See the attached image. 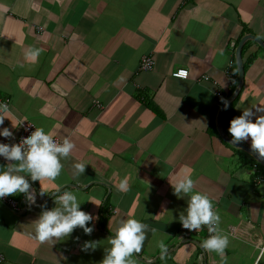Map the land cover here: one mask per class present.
I'll use <instances>...</instances> for the list:
<instances>
[{"label":"crops","instance_id":"1","mask_svg":"<svg viewBox=\"0 0 264 264\" xmlns=\"http://www.w3.org/2000/svg\"><path fill=\"white\" fill-rule=\"evenodd\" d=\"M245 36L264 42V0H0V93L10 101L4 126L15 133L0 141L16 142L19 122L29 121L74 144L59 176L34 182L44 192L36 205L23 194L8 196L15 209L0 202L5 264H100L130 217L146 225L136 264H264V182L255 186L251 171L264 167L228 142L229 121L264 106V50L253 41L242 49V88L222 114L225 139L216 126L238 85ZM30 48L42 49L35 61ZM144 57L152 70L139 71ZM178 70L188 78L172 77ZM241 144L251 150L250 138ZM19 163L0 154V164ZM185 175L221 217L212 224L215 236H229L226 260L201 247L203 227L179 221L191 194L177 196L172 184ZM61 186L96 217L95 229L42 243L33 221L57 206ZM89 240L98 246L82 251Z\"/></svg>","mask_w":264,"mask_h":264},{"label":"clouds","instance_id":"2","mask_svg":"<svg viewBox=\"0 0 264 264\" xmlns=\"http://www.w3.org/2000/svg\"><path fill=\"white\" fill-rule=\"evenodd\" d=\"M41 51L42 49L39 48H30L25 56L35 61ZM180 75L186 76L187 72L181 71ZM223 104L227 110L228 100L225 99ZM8 112H10L9 105L6 102H0V137L15 141V133L4 126V120L7 117L4 113ZM228 132L231 135L230 143L235 146H239L242 141L250 138L252 154L258 159H264V106H256L255 111L242 109L240 115L234 116L229 121ZM73 147L74 144L67 139L63 144L54 142L49 132H46L43 127L36 126L30 136L22 137L19 142L9 144L0 141V154L8 161H20L19 164L14 165L0 164V199L23 194L29 207L36 205L37 195L43 196L44 192L41 190L37 192L30 181L54 180L63 169L61 157H68ZM85 165V162L75 164L79 174L84 173ZM21 172L27 175L14 174ZM194 186L195 181L190 175H185L172 184L177 196L191 194L185 208L187 215L183 212L179 215L182 226L189 230H199L202 225L212 224L221 219L219 213L214 210L213 201L209 195L198 190L194 191ZM126 187V181L120 184L121 189ZM62 189L63 186L56 190V192L62 191V194L56 197L57 206L43 211L39 219L33 221L34 238L42 243L63 240L69 237L77 226L82 228L86 235H91L95 229L96 217L81 208V202L75 192ZM40 207H46V205H40ZM89 221L93 222L91 226L88 224ZM145 226L135 217L121 221L119 227L115 229V235L108 237L113 247L100 264H136L132 254L142 251L146 236L141 229ZM209 231H216V229L210 227ZM76 239L79 240V237ZM158 243L163 257L167 252V245L163 241ZM228 245V235L212 236L201 242L202 248L218 252L224 260L227 259L225 249ZM97 246V241L89 240L81 245V250L87 252L95 250ZM260 255L264 256V249L261 250Z\"/></svg>","mask_w":264,"mask_h":264},{"label":"built area","instance_id":"3","mask_svg":"<svg viewBox=\"0 0 264 264\" xmlns=\"http://www.w3.org/2000/svg\"><path fill=\"white\" fill-rule=\"evenodd\" d=\"M154 65H155L154 61L150 57H144V58H142L138 69H139V71H150V70H152L154 68ZM230 68H231V66L229 67V69ZM181 71H186V70H178L176 72H173L172 77L178 78V79H187L188 78V71H186L187 72L186 76L180 75ZM228 74H229V72H227V75ZM217 96H221V92H218ZM0 102H6L8 105H10V101L7 98H5L1 93H0ZM95 105L97 107H99L97 103H95ZM4 115H5V113H4ZM35 126L36 125L34 123H31L29 121H21V122H19V135H18V138H17L16 142H19V140L22 137L30 136L31 133L33 131H35ZM53 140H54V142H56L58 144H61V142L58 139H56L55 137H53ZM251 171L254 174L253 183H254L255 186H257L260 183L264 182V175L259 174L257 165H254L252 167ZM34 182L31 181L32 184H34ZM0 202L5 204V205H7V206H9L10 208H13V209H15L17 207L16 202L11 200V198H9L8 196L5 197V198L0 199ZM202 227L208 233V237L209 238L212 237V236H215L216 233H217V231H211V232L209 231L210 227L216 229L213 224H205ZM0 264H5V259H4V257L2 255H0Z\"/></svg>","mask_w":264,"mask_h":264},{"label":"water","instance_id":"4","mask_svg":"<svg viewBox=\"0 0 264 264\" xmlns=\"http://www.w3.org/2000/svg\"><path fill=\"white\" fill-rule=\"evenodd\" d=\"M253 41L256 44H258L263 50H264V42L261 40L257 39L254 36H245L242 38V40L239 42L236 51H235V61H236V66H237V72H238V85L235 90V92L231 95V97L228 99L229 104L233 102L237 95L239 94V91L242 88V83H243V78H244V67H243V59H242V49L247 41ZM225 108L224 105L220 108L217 118H216V126L217 130L219 131L221 137L223 139L226 138L225 131L223 130V124H222V114L224 112ZM231 141V140H230ZM230 141H228L230 143ZM231 144V143H230ZM232 146L236 148H240L244 152H246L248 155H250L257 163L262 165L264 167V159H258L256 155L252 154V151L247 148L246 146L240 144L239 146H235L231 144Z\"/></svg>","mask_w":264,"mask_h":264},{"label":"trees","instance_id":"5","mask_svg":"<svg viewBox=\"0 0 264 264\" xmlns=\"http://www.w3.org/2000/svg\"><path fill=\"white\" fill-rule=\"evenodd\" d=\"M249 62H250V61H249ZM246 64H247V62H245V66H244V65H243V66L246 67Z\"/></svg>","mask_w":264,"mask_h":264}]
</instances>
